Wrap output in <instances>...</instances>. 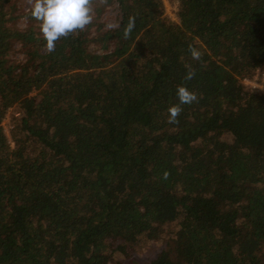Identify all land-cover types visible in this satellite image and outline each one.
Returning <instances> with one entry per match:
<instances>
[{
	"label": "trees",
	"instance_id": "1",
	"mask_svg": "<svg viewBox=\"0 0 264 264\" xmlns=\"http://www.w3.org/2000/svg\"><path fill=\"white\" fill-rule=\"evenodd\" d=\"M173 1L177 19L93 0L49 52L0 0V264H126L151 241L148 264H264V93L243 83L264 67V0ZM178 85L198 99L168 123Z\"/></svg>",
	"mask_w": 264,
	"mask_h": 264
},
{
	"label": "clouds",
	"instance_id": "2",
	"mask_svg": "<svg viewBox=\"0 0 264 264\" xmlns=\"http://www.w3.org/2000/svg\"><path fill=\"white\" fill-rule=\"evenodd\" d=\"M28 2L31 5V16L39 22V29L49 52L55 51L58 40L77 31H84L93 22V0H28ZM106 27L113 29L119 27V24L110 23ZM133 27L134 19L130 18L124 30L125 38L130 35ZM189 51L193 59H200L201 53L197 49L190 46ZM194 75V70L189 67L185 79L191 80ZM176 96L179 103L167 108L168 123H178V117L182 112L181 105H190L198 99L196 93L184 85L177 86Z\"/></svg>",
	"mask_w": 264,
	"mask_h": 264
},
{
	"label": "rangeland",
	"instance_id": "3",
	"mask_svg": "<svg viewBox=\"0 0 264 264\" xmlns=\"http://www.w3.org/2000/svg\"><path fill=\"white\" fill-rule=\"evenodd\" d=\"M16 5L18 8V13L21 12H28L31 10V5L29 4L28 0H15ZM165 3V11L166 14L169 15L172 19H177V9H178V3L177 1L174 2L173 0H163ZM118 7L117 5H113L107 9V11L104 14V21H106L108 24H116L117 23V16H118ZM17 25L19 27H25L27 25V19L25 16H21L19 19ZM262 73L264 72V67H262ZM16 117V109L11 108L4 121L3 126L5 129V132L7 133L9 140L11 141V144L14 145L12 142V135L11 130L13 128V121ZM164 246L163 242L158 241H151L145 244H140L137 246V252L134 255V261H128L126 264H148L151 259H153L158 252L161 250V248Z\"/></svg>",
	"mask_w": 264,
	"mask_h": 264
},
{
	"label": "built area",
	"instance_id": "4",
	"mask_svg": "<svg viewBox=\"0 0 264 264\" xmlns=\"http://www.w3.org/2000/svg\"><path fill=\"white\" fill-rule=\"evenodd\" d=\"M262 68L258 69L254 75L243 78V83L251 90L264 93V72Z\"/></svg>",
	"mask_w": 264,
	"mask_h": 264
}]
</instances>
